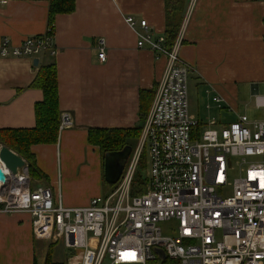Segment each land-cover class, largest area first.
Wrapping results in <instances>:
<instances>
[{"label":"crops","instance_id":"crops-1","mask_svg":"<svg viewBox=\"0 0 264 264\" xmlns=\"http://www.w3.org/2000/svg\"><path fill=\"white\" fill-rule=\"evenodd\" d=\"M75 1L73 12L55 18V55L39 57L37 66L30 57H0V128L35 126V104L43 92L30 85L40 65L56 63L60 115L68 112L73 124L59 131L56 143L32 146L46 175L34 183L59 192L69 207L85 206L104 194L103 155L89 142V129L137 126L141 91L157 88L166 65L148 47H138L140 28L126 21L127 16L145 18L155 36L165 35L166 0ZM190 1L185 0L183 20ZM49 2L8 0L0 5V42L7 38L20 45L28 36L44 34ZM100 40L106 46L105 61L98 56ZM179 54L193 66L190 76L200 84L197 99L202 103L190 114L202 130L229 124L228 113L237 119L240 88L246 85L253 94L264 82L262 2L197 0ZM49 249L54 261L65 264H80L83 256L62 239L37 235L30 213L1 214L0 264H45Z\"/></svg>","mask_w":264,"mask_h":264},{"label":"built area","instance_id":"built-area-1","mask_svg":"<svg viewBox=\"0 0 264 264\" xmlns=\"http://www.w3.org/2000/svg\"><path fill=\"white\" fill-rule=\"evenodd\" d=\"M196 1H190L170 49L164 35L153 34L147 19L126 18L131 27L140 28L138 47H148L166 65L116 188L85 206L69 207L59 192L32 182L26 161L13 174L0 160L6 175L0 181V216L30 213L37 235L49 234L83 251L80 264H160L166 259L178 264H264V120L242 114L220 129L202 130L190 114L193 66L179 50ZM258 1L264 9V0ZM7 2L0 0V5ZM98 47L105 61L104 40ZM56 53L54 23L20 45L7 38L0 42V57ZM256 103L264 107V96L256 95ZM72 124L68 112L60 115L59 131ZM144 149L148 170L145 183L137 184ZM163 225L170 229L164 231ZM89 233L98 237L97 249L90 247Z\"/></svg>","mask_w":264,"mask_h":264},{"label":"trees","instance_id":"trees-1","mask_svg":"<svg viewBox=\"0 0 264 264\" xmlns=\"http://www.w3.org/2000/svg\"><path fill=\"white\" fill-rule=\"evenodd\" d=\"M185 0H166V28L165 46L172 48L183 21V8ZM76 6L75 0H50L49 2V24H55L58 14L71 13ZM31 87L41 89L43 92L42 100L35 104V126L31 128H0V143L9 147L17 154L22 156L28 164L32 182L45 179L46 175L37 166L36 156L32 152L35 144H53L58 140L60 107L58 93V73L56 63L42 64L31 82ZM156 89L141 91V109L139 124L131 128H90L89 142L98 145L104 158L106 152L120 150L129 145L132 151L139 141L142 124L150 110ZM131 151V153H132ZM145 151V153H144ZM141 157V168L148 167L147 150L144 149ZM139 182L142 181V174L136 173ZM105 183L112 188L113 185ZM143 183V182H142ZM115 186V185H114ZM113 186V187H114ZM113 189V188H112ZM111 191V190H109ZM107 191V193L109 192ZM106 194V193H104ZM45 264H65L54 261L52 249L46 257ZM150 264H159L152 262ZM160 264H178L177 261L165 260Z\"/></svg>","mask_w":264,"mask_h":264},{"label":"rangeland","instance_id":"rangeland-1","mask_svg":"<svg viewBox=\"0 0 264 264\" xmlns=\"http://www.w3.org/2000/svg\"><path fill=\"white\" fill-rule=\"evenodd\" d=\"M199 86H200V84L196 80V77L190 76L189 81H188V95H189V103H190V113H197L198 105H200L202 103V101H198V99H197V93H198V87ZM260 87H261V89H260V92H258V93L261 95V94H264V82L261 84ZM240 90H241V95H240V99L238 101V104L240 106V114H242V113L246 114L251 120H264V107H259L257 105L256 94H252L251 88L249 89V87L246 85L241 87ZM233 115H234L233 113H228L227 114L228 119L233 121V119H235V117H233ZM137 144H138V142L136 143V146H137ZM136 146H135V148H136ZM144 153H145V151H144ZM146 157H147L146 162L148 163V155ZM140 163H141V161H140ZM147 168H148L147 166L144 168H141L139 165L138 172L140 173V175L142 174V177H141L142 181L139 182V180L136 177V183L137 184L138 183H140V184L145 183L144 178L146 177V174H147V170H148ZM235 176L236 175L234 173L231 175V181H233ZM142 182H144V183H142ZM116 184H115V186L113 185L114 187L112 186L113 189L112 188L110 189V187L105 183L104 175H103L102 183H101V185L103 186V193H107V191H109V190H111V191L114 190L116 188ZM229 190H230V188H227L226 191H229ZM169 229H170V227L168 225H163L164 231H168ZM89 239H90V247L93 249H97V246L99 243L98 237H96L93 233H89ZM74 250H75V252H77L79 249H77V251H76V249H74Z\"/></svg>","mask_w":264,"mask_h":264},{"label":"water","instance_id":"water-1","mask_svg":"<svg viewBox=\"0 0 264 264\" xmlns=\"http://www.w3.org/2000/svg\"><path fill=\"white\" fill-rule=\"evenodd\" d=\"M33 62L37 66L39 64V58H34ZM253 94L258 95V91ZM131 151L132 147L126 145L120 150L106 152L104 158V180L108 184L115 185L119 181ZM0 160L13 174L17 172L18 168L25 165V159L22 156L4 145L0 148ZM5 179V172L3 169H0V181L3 182Z\"/></svg>","mask_w":264,"mask_h":264},{"label":"flooded vegetation","instance_id":"flooded-vegetation-1","mask_svg":"<svg viewBox=\"0 0 264 264\" xmlns=\"http://www.w3.org/2000/svg\"><path fill=\"white\" fill-rule=\"evenodd\" d=\"M130 155H131V153H130ZM130 155H129V157H128L127 161H126V164H127L128 160H129V158H130Z\"/></svg>","mask_w":264,"mask_h":264}]
</instances>
